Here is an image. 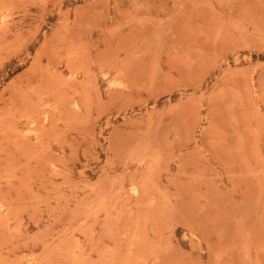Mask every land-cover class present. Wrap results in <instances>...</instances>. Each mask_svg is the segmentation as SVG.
I'll list each match as a JSON object with an SVG mask.
<instances>
[{
    "label": "rangeland",
    "instance_id": "1",
    "mask_svg": "<svg viewBox=\"0 0 264 264\" xmlns=\"http://www.w3.org/2000/svg\"><path fill=\"white\" fill-rule=\"evenodd\" d=\"M0 264H264V0H0Z\"/></svg>",
    "mask_w": 264,
    "mask_h": 264
}]
</instances>
